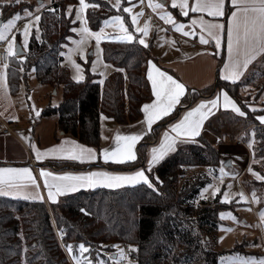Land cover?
<instances>
[{"label": "trees", "instance_id": "trees-1", "mask_svg": "<svg viewBox=\"0 0 264 264\" xmlns=\"http://www.w3.org/2000/svg\"><path fill=\"white\" fill-rule=\"evenodd\" d=\"M77 1L52 0L51 6L39 14V31L33 34L24 61L11 62L8 81L11 93L16 94L20 85L27 83L30 71L34 70L41 84L55 90L61 87L59 106L44 108L41 116L55 115L58 131L97 148L101 139V115L120 125H130L141 118L142 106L151 98L145 66L152 56L150 49L136 42L104 41L103 58L116 71L102 84L88 70L83 81H74L63 65L61 53L75 27L67 9ZM88 1L99 5L98 11H87L92 28H98L106 17L114 14L104 1ZM11 4L2 6L4 18L23 13V10L11 11L18 7ZM256 65H259L258 69ZM245 87L256 88V98L263 90L264 56L240 81L231 83L219 79L203 91H192L187 102L191 105L216 90L224 89L244 112H249L248 105H241L240 99V90ZM253 115L258 117L260 111ZM174 117L176 113L160 122L140 143L138 159L108 167L124 172L143 168L151 143ZM257 122L260 128H264ZM252 137L248 139H252V150L262 158L264 129L256 130ZM195 141L179 148L156 167L152 174L154 188L139 183L119 189L78 190L52 206L53 218L44 202L0 198V264H24V256L25 264H73L65 245H72L73 254L81 255L78 251L80 243L89 248V252L82 255L93 264L106 254L118 256V249L113 245L124 251L128 248L125 253L134 264H219L221 254L203 246V241L210 240L218 229L215 210L218 198L199 201L201 190L210 184V179L196 176L190 180L187 175L199 167L216 175L222 155L203 136ZM49 166L72 170L83 167L73 162H50ZM262 174L264 176V170ZM182 179H185L184 183H181ZM253 183L255 188L264 191V180ZM250 185L247 184L248 188ZM130 245L137 251H130ZM106 262L112 264L110 259Z\"/></svg>", "mask_w": 264, "mask_h": 264}, {"label": "snow or ice", "instance_id": "snow-or-ice-1", "mask_svg": "<svg viewBox=\"0 0 264 264\" xmlns=\"http://www.w3.org/2000/svg\"><path fill=\"white\" fill-rule=\"evenodd\" d=\"M12 0H0L2 4L11 3ZM15 3H21V0H14ZM231 8L229 9L226 4V0H171V7L173 9H179L181 15L187 17L189 13H206L208 17L213 19L205 20L203 15L197 16L190 20L189 25L183 23H177L171 12L161 11L160 19L165 21L167 24H171L177 32L182 33L183 36L187 37L189 35H194V29L199 28V42L201 44L207 45L210 41H214L215 48L221 47V40L223 34L226 31L227 36V48H228V60L223 64V71L221 76L224 80H229L235 83L244 70L247 69L248 65L256 59L260 54H264V0H230ZM116 8L121 7V0H116V4L113 5ZM149 6L156 11L157 9L163 10L165 4L163 2L153 3L149 0ZM43 7V4L39 5ZM89 7H99L98 4H89L86 0H79V5L75 10L76 21L80 22L81 27L79 29L72 28L73 32L79 31L81 34L80 41H74L77 48L73 49V52H79L81 57H84V53L80 45L85 42L86 37H94L97 46H99L102 39H105L103 28L98 32H91L87 27V21L84 17L85 10ZM39 8L37 9V11ZM49 11H54L49 9ZM73 7L68 6L67 14H71ZM23 12L28 17H33L32 11L25 8ZM123 12L131 13V7L123 8ZM230 12V15H229ZM143 13H137L132 16V24L135 25L137 22V17ZM228 17L225 22H220L216 18ZM21 19V14L15 13L14 16L8 19L5 23H0V42H6V52L10 57L19 55L15 49V34L8 39V34L13 32L16 22ZM41 17L39 15L34 16L30 19L28 23H25L22 35H23V45L27 49L29 43L30 30L35 22L38 24ZM105 25H113L118 28L123 35L117 37L121 41L131 42L134 37L133 34L128 31L125 27L124 18L120 15H115L110 19L103 22ZM189 30L186 31L185 28ZM39 29L37 28V32ZM142 36H147L149 32V25L146 23L143 28H137ZM207 38H205V35ZM37 39L39 36L37 35ZM139 43L144 47H148V44L143 38L139 39ZM174 43V42H173ZM99 47H97V52L100 53ZM64 55V53H61ZM23 59V57H21ZM98 60L93 62V71L96 68ZM69 63L76 70L77 75L74 79L79 82L84 79L82 74H79L82 69L79 64L71 60V55H69ZM8 64L3 65L5 71H0V88L5 89V95H7V73L6 69ZM122 71V69H118ZM147 79L151 82V93L155 97L150 103H146L142 106V111L145 117V123L147 125V130H152V125L157 121L163 119L164 117L170 116L176 106L181 103V97L185 96L186 86L184 83L175 79L172 75L167 72L160 70L152 61H148ZM103 83V80L100 81ZM224 109H231L232 112L238 114L240 117L246 116V113L241 110V108L236 104V102L230 98L226 91L221 90V92L213 99L207 101H201L189 110H186L182 117H180L175 123L170 125V129L163 133V138L159 143L158 147H153L151 149V158L147 161L148 168L140 169L132 174H113L107 171H95L81 174L65 173L63 175H54L50 171H45L41 169L40 175L44 178V186L47 189L48 199L52 202H56V197L65 195L66 193L75 192L81 187H95L97 184H102L106 187H120L124 184H137L143 182L149 188H154L149 177L145 174L146 171H151L154 164L158 163L171 151L175 150L177 141L181 137L194 138L200 135V131L203 123L212 114L213 109H217L221 105ZM255 111V109H252ZM38 114V113H37ZM101 119H105L101 117ZM257 119L261 124H264V116H258ZM145 133L132 134V135H117L115 137V147L111 150L103 149L102 155L105 163L112 162L117 164H123L127 162H132L137 159L136 152L134 151L135 146L138 141L142 139ZM68 142H62L59 147H54L47 150L44 153L35 151L36 159L39 161L44 156L48 155H58L64 159L79 161L84 163L87 161H92L97 158L93 149L84 148L80 145L72 142V146L65 148L63 145ZM251 147V143L249 144ZM252 172L251 168L249 169ZM222 180L225 174L223 162L220 168ZM257 180H264V176L259 173L252 172ZM26 177L33 185L36 184L35 179L31 175L30 169H15V168H0V195L4 196H15L19 195V189L21 185L17 184L16 181ZM208 189H212L211 195L216 196L220 192V188L213 184L208 185ZM207 191V189H205ZM240 195L241 200H246L242 193ZM201 196L205 199L208 197L201 193ZM253 200L258 202V198L255 196V192L252 193ZM30 197L25 195L24 199H29ZM222 202H230L228 194L224 193V200ZM250 210V209H248ZM81 211H84L83 209ZM225 213H221V219L225 218ZM229 218L233 221H237L235 216L230 213L227 214ZM260 219L264 221V211L260 212ZM225 232H231V228L221 229ZM63 235V234H62ZM221 240L223 237L220 238ZM118 249V256L110 257L113 264H120L123 260H128V257L123 249H120L118 245H113ZM66 250L71 255L74 264H93V261L84 257L83 253H88L89 248L83 243L78 245V251L81 255L73 254V246L65 245ZM129 250L134 252L137 251L136 248L129 246ZM96 264H105L104 261H97ZM128 264H134L133 261L128 260ZM229 264H264V259L259 261L247 258H242L239 256L229 258Z\"/></svg>", "mask_w": 264, "mask_h": 264}, {"label": "rangeland", "instance_id": "rangeland-1", "mask_svg": "<svg viewBox=\"0 0 264 264\" xmlns=\"http://www.w3.org/2000/svg\"><path fill=\"white\" fill-rule=\"evenodd\" d=\"M102 1L106 2L114 10V14H111L108 17H106L103 20V22L115 15L122 16V18H124L125 21V27L128 29L130 33L133 34L134 39L131 42L121 41L117 39V37L123 35V33H121L119 29L114 27L113 25L110 24L105 25L103 22L98 28L95 29L92 28L87 20V11L89 9L98 11L99 7H89L88 9H86L84 13V17L87 21V27L90 29L91 32H98L100 31L101 28H103V32L106 38L102 39L99 46H97L94 37L91 36L86 37L85 42L82 45H80L84 53V57L82 58L79 52L72 51L73 49L77 48V45L74 43V41L81 40L80 32L79 31L73 32V35L68 39V42H66V44L63 46L62 53H64V55L62 56H63V65L66 66V68L69 70L71 78L74 81H76L74 79V76L77 75V72L69 63V55H71L72 61H75L77 64L81 66L82 71L79 74H82L84 76V79L86 78L87 70L92 75H96L99 82L101 80H103L104 82V80L109 75H111V72L113 71V67L110 63H107L103 58L104 41H116V42H124V43L137 42L138 44H140L139 39L143 38L148 44V47L145 48L148 49L153 48L152 50L153 56L161 57L162 55H173L181 52L180 51L181 49L176 48L177 42H180V40L173 35H168L167 30L164 27L165 22L162 19H160L158 9L156 11H153V9L149 6V0H121L120 8H116L113 6L116 4V0H102ZM163 1L166 0H152L153 3H160ZM51 2L52 0H21V3L17 4L14 2V0H12L11 2L12 4L11 3L8 4H11L12 6L18 5L16 9L11 11L23 10V7L26 6L30 11H32L34 16V15H39L44 9L47 8L48 5L51 4ZM86 2L89 4H93L90 3L88 0H86ZM41 4H43V7H39V5ZM3 5L5 4L0 3V23H5L8 19L14 16L13 14L9 17L4 18L3 9H2ZM78 5H79V0L75 5H71L73 7V11L70 14V16H72L73 20L76 19L75 10L78 7ZM125 7H131V13L123 12V8ZM38 8L39 10L37 11ZM163 10L166 12L167 9L164 7ZM137 13H143V14L137 17V22L135 25H133L132 16L136 15ZM33 18L34 17H28L23 12L21 14V19L16 22L13 32L8 34V39H11V36L15 34L16 37L15 49L17 50V45H19L24 51V54L20 56L17 55L14 57L9 56V63H0V71H5L3 69L4 64H8V68H9L12 61H18V62L24 61L25 54L28 51L32 36L34 33H38L37 28L39 29V22L38 24H36L35 22L33 23V26L30 30L29 43L27 45V49H25L23 45L22 30L25 23H28V21ZM146 23L149 25V32L147 36H142V34L139 31H137V28H143V26ZM74 26H75L74 28L79 29L81 27L80 22L76 21V23H74ZM3 43L5 44V48H6L7 47L6 42H0V44ZM97 47H99V49L101 50L100 53L97 52ZM98 55H99V62L96 64V68L93 71V62L98 60ZM21 57H23V59ZM12 63L14 64V62ZM258 67L259 65L255 66V68L257 69ZM8 68L6 69L7 85H8V88L6 90L7 95H5V89L0 88V117H2L6 121L14 122L13 124H15L17 128L19 127V129L25 126L29 127L28 130L29 133H27L26 136L20 134L21 141L14 140L12 142L14 143L12 144V146H16L17 150L20 152L21 157H19V159L28 161V159H32L31 151H32L33 142L34 143L39 142L41 149L49 147L50 145L54 144L52 135L54 132L55 121L57 120V118L55 115L42 117V121H40V125L38 124L39 125L38 127L36 126L35 128H33L32 124L27 122L28 120L27 115L30 113V111L35 112V110H43L48 106H52V107L59 106V104L62 101V88L60 87L57 90H55L49 85L41 84L37 80L34 70H32L28 74L27 83L25 82L22 83L17 93L12 94L9 88ZM253 92L254 93L251 94L249 93V91H244L243 88L240 90L241 105L246 104L249 107L248 111L250 113L245 112L246 116L240 117L238 114L232 112L230 109L229 115H227V113H222L220 116L218 115L214 116L209 120L210 126L216 129V132L217 131L220 132L221 135L226 134L230 137H237L243 141L244 145L243 146L242 145L228 146L226 144L224 145L223 143H221V139H220L221 135H220L217 139V143L218 145L222 146L223 149L220 150L217 148L222 155L220 166L218 168V173L216 175H213V173H210V170L203 167H199L194 169L193 171H190L189 174L187 175L189 176L190 180L194 179L196 176L206 177L210 179L209 181L210 184H213L220 188V192H218L216 196L213 197L211 195L212 189H208V185H207L205 188L201 190V193L203 192L204 196L208 198L207 199L203 198L201 194L199 196V201L200 200L213 201L214 199L218 198V203L215 206L218 229L216 232H214L211 235L210 240L208 239L207 241L205 240L203 241V246L209 248L214 252L221 254L219 259V264H229V258L236 256L247 258L249 260L255 259L257 261H259L260 259H264V221L260 219V215H259L261 211H264V195H263L264 191L263 189L261 190L253 186L254 184L253 182L257 181L262 183L263 180H257L256 177L252 174V172H255L263 176L262 171L264 170V164L254 162L255 160L261 158H258L257 154L253 152L252 144L250 147L249 146L250 142H248V139L250 138V136L254 135V132L256 130H263L264 128H260V125L257 124L258 123L257 117H254L253 115V113H255L256 111H252L253 107L251 105L252 102L256 101V96L258 94L256 88H254ZM107 120L108 119L106 118L102 119V121H104L103 136L105 143H107L106 141L107 138L105 137L107 131L105 129L106 128L105 122ZM242 131H244V133L238 136V134ZM161 134L162 131L160 133V136ZM159 140L160 138L158 137L154 145H156ZM206 140L210 143L208 139ZM189 143L191 142H188L184 145H188ZM184 145H180L176 150L184 147ZM52 156L53 155H50L49 157ZM136 156L138 159L139 157L138 153H136ZM263 157L264 156H262V158ZM0 159L5 160L3 156ZM58 162H62V161L57 160V163ZM222 162H223L225 174L223 175V178L221 180L220 168ZM63 163L64 162H62L61 164ZM250 168L252 172L249 171ZM116 172H118V174L129 173L124 171H116ZM145 174L149 177V174H151V172L150 173L145 172ZM149 179L153 184L152 176H150ZM184 181L185 179H182L181 183H184ZM247 184H251L250 188H248ZM131 185L133 184H126V186H131ZM205 189H207V191H205ZM253 191L255 192V196L258 198V202L253 200L252 197ZM224 193L228 194V198L230 202H226V203L222 202L224 200ZM240 193L243 194L246 200H241L240 195H238ZM48 210L50 213L54 211L52 207L50 209L48 208ZM221 213L226 214L224 219H221L220 217ZM229 213L232 216H235L237 218V221L239 222L233 221L231 218H229L227 215ZM51 217L53 218V214H51ZM223 228H231L232 231L225 232L221 230ZM221 237H223L222 240L220 239ZM208 241L210 242L206 244ZM110 257L111 255L106 254V256L104 258H101L100 260L104 261L105 264H108L106 262V259H109ZM22 262L24 264L26 263L25 256L22 257ZM126 262L127 260H123L120 262V264H126Z\"/></svg>", "mask_w": 264, "mask_h": 264}, {"label": "crops", "instance_id": "crops-1", "mask_svg": "<svg viewBox=\"0 0 264 264\" xmlns=\"http://www.w3.org/2000/svg\"><path fill=\"white\" fill-rule=\"evenodd\" d=\"M191 2H193V0H190V3ZM163 3L166 5L165 6V8L167 9L166 12H171L177 23H183L185 25H189L191 19L196 18L197 16H200V15H203L205 20L213 19L211 17H208L206 13L200 14V13H191L190 12L189 16L185 17V16L180 14L178 8L173 9L171 7V0L163 1ZM51 4L48 5L47 7L51 6ZM226 4H227V7L230 9L231 8L230 0H226ZM158 11L160 13L161 11H164V10L158 9ZM229 15H230V12H229ZM159 16H160V14H159ZM227 18L228 17L226 16V17H221V18H216V19H218L220 22L226 23ZM164 27L166 28L168 35H173L180 40V42H177L176 48L181 49L180 50L181 52L178 54L162 55L161 57H157V56L152 55L153 48H151L150 52H151L152 58L150 61H152V63L155 64L160 70L167 72L169 75H172L175 79L184 83L186 86V92H185V96L181 97V103L176 106L174 112L170 115V116H172L174 113H176V117L171 119L168 122V124L164 126L161 136L159 135L160 140L157 142V144L154 145V143L156 141L151 143L152 146L150 145V147L148 149L146 165H144L145 167L139 168L137 170L148 168L147 161L151 158V149L153 147L159 146V143L163 138V133L166 130H169L170 125L172 123H175L180 117H182L186 110H189L191 107L196 106L201 101H207V100L213 99L221 92V90H223V91H226V90H224V89L216 90L210 96L203 97L200 100H198L195 103L190 105V103L187 102V98L191 94L192 91H203V90L213 86L216 83V81L219 79L222 81L231 82L229 80H224L221 76V72L223 71V64L225 62H227V60H228L226 31L223 34V37L221 40V47L215 48L214 41H210V43L207 45L201 44L199 42V35H201L203 33H200V30L198 27L194 29V32H195L194 35H189L187 37L183 36L182 33L177 32L171 24L164 23ZM185 30L188 31L189 29L186 27ZM204 35H205V38H207L206 34H204ZM262 56H264V54L258 55L256 57V59L253 60L248 65L247 69L244 70V72L241 75V77L239 78V80H241L249 72V70L253 66V64L256 61H258ZM0 63H2V62H0ZM112 67H113V71L111 72V74L116 71V69L113 65H112ZM147 70H148V63L145 66L146 78H147ZM239 80H237L236 82H238ZM147 83H148L149 90L151 93V82L148 79H147ZM243 90L249 91V93H251V94L254 93L253 92L254 87H245V88H243ZM228 95L230 96L231 99H233L235 101V99L229 93H228ZM154 99H155V97L151 93V98L146 103H150ZM146 103H144V104H146ZM238 106L240 107L239 104H238ZM251 106L256 111H260L259 116H264V88L260 92L258 97L256 98V101L252 102ZM227 110L224 109L222 106V97H221L220 107L212 110V114L209 115V117L205 120V122L202 125L200 135L197 137H194V138L181 137L177 141V144L175 146V150L169 152L164 157V159L166 157H168L169 155H171L173 152H175L176 149L180 145H184L188 142H192L200 136H203L206 139H208L210 141V143L213 146H215L216 148H218L220 150L223 149V147L218 145V143H217V139L221 135V133L218 131L216 132V129H214L213 127L210 126L209 120L214 116H217V115L220 116L222 113H227V115H229L230 109H227ZM223 111H226V112H223ZM41 113H42V110H35V112L30 111V113L27 115V119H28L27 122L31 123L33 128H35L36 126L38 127L40 125V121H42ZM170 116L164 117L163 119L154 123L152 125V130L148 131L147 125L144 122L145 117H144L143 111H142V116L138 120V122L130 124V125H120L114 119L109 118L105 115H102V117H105L106 119H108L105 122V124H106L105 129L107 130L105 137L107 138L106 139L107 143L104 142V136H103L104 135V129H103L104 121H102V119L100 118V124H101L100 125V138L101 139H100V146L97 148L84 145V144L80 143L77 139L72 138L68 135L62 134L60 131H57L56 121H55V128H54V132L52 135L54 144L50 145L49 147L41 149L39 142L38 143L33 142L32 143V151H31V156H32L31 158L32 159H28V161L19 159V157H21L20 152L17 150L16 146H12V144H14L12 142L14 140L15 141H21L20 134H22L23 136H26L27 133H29L28 132L29 127L25 126L21 129H19V127L17 128V126L15 124H13L14 122L6 121L2 117H0V126L2 125V123L13 124L15 126V132L13 134H7V135L0 134V158H2V156L5 158V160L0 159V168H15V169L28 168V169H30L31 175L33 176V178L36 181V184L33 185L32 182L29 181L26 177L19 179L16 181V183L21 185V187L19 189L20 194L15 195V196L0 195V198H13V199H17V200H29V201L44 202L48 206V208L50 209L54 204L59 203L66 196H68L69 194L75 193L76 191L66 193L65 195L57 196L56 202L50 201L48 199L47 189L44 186V178L40 175L41 169H43L45 171H50L54 175H63L65 173L81 174V173H88V172H95V171H106V170H108L107 172H109V173L118 174V172H116V171H114L108 167V165L113 166V165H117V163H112V162L105 163L104 159H103V155H102V150L103 149L111 150L112 148H114L115 147V137L117 135H132V134L145 133L142 136V139L140 141H138L136 146H135L134 151L136 153H138V146L140 145V143L153 132L154 128L158 124H160V122L169 118ZM261 125L264 127V124H261ZM243 133H244V131L240 132L238 134V136L242 135ZM221 136H220V139H221ZM234 136H236V135H234ZM250 138H253V137L250 136ZM65 141L68 142L67 144L63 145L65 148L71 147L72 142H75V144L80 145L84 148L93 149L97 158L95 160H92V161L86 160V162H84V163H80L79 161L67 160V159H64L58 155H53L52 157H49L50 155L44 156L39 161L36 159L34 148L36 151L44 153L51 148L61 146L62 142H65ZM248 142H252V139L248 140ZM164 159H162L158 163L154 164L151 168V171H146V173L151 172V174H149V177L152 176L155 168ZM57 160L62 161L64 163H66V162L78 163L80 165H83V167L81 169L72 170V169H65V168L54 169L51 166H49L50 162H57ZM62 162H58V163H62ZM254 162L264 164V157L261 159H257ZM137 170H135V171H137ZM135 171L129 172L128 174H132ZM140 183H143V182H140ZM137 184H139V183H137ZM123 186H126V184H124L120 187H113V188L106 187L102 184H97L95 187H81V188H78V190L94 189V188H98V187H104V188H110V189H119V188H123ZM25 195L29 196L30 198L24 199Z\"/></svg>", "mask_w": 264, "mask_h": 264}, {"label": "built area", "instance_id": "built-area-1", "mask_svg": "<svg viewBox=\"0 0 264 264\" xmlns=\"http://www.w3.org/2000/svg\"><path fill=\"white\" fill-rule=\"evenodd\" d=\"M9 60V55L6 52V48H5V44H1L0 45V62L2 63H7ZM15 126L13 124H7V123H2V125L0 126V134L2 135H7V134H11L14 132ZM221 143H223L224 145H244L243 141L240 140L237 137H230L226 134H222L221 136ZM249 150V149H248ZM128 251V248L125 249V252Z\"/></svg>", "mask_w": 264, "mask_h": 264}, {"label": "water", "instance_id": "water-1", "mask_svg": "<svg viewBox=\"0 0 264 264\" xmlns=\"http://www.w3.org/2000/svg\"><path fill=\"white\" fill-rule=\"evenodd\" d=\"M18 53H19V55L18 56H20V55H23L24 54V51L22 50V48L19 46V45H17V50H16ZM62 134H63V132H62ZM230 164V163H229Z\"/></svg>", "mask_w": 264, "mask_h": 264}]
</instances>
